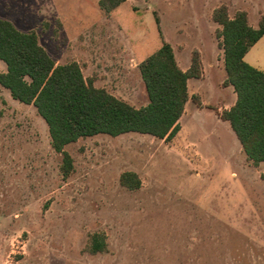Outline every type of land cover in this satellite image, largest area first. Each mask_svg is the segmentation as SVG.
<instances>
[{
	"label": "rangeland",
	"instance_id": "374dc122",
	"mask_svg": "<svg viewBox=\"0 0 264 264\" xmlns=\"http://www.w3.org/2000/svg\"><path fill=\"white\" fill-rule=\"evenodd\" d=\"M98 2L0 0V18L135 108L147 103L138 65L163 40L181 67L196 52L201 76L188 84L175 137L79 139L64 148L65 177L43 119L0 86V264H264V168L248 181L238 174L243 151L220 118L234 92L212 21L224 5L257 28L264 0H126L109 13ZM247 54L246 64L264 68V39ZM127 172L138 189L121 186ZM93 234L105 252H87Z\"/></svg>",
	"mask_w": 264,
	"mask_h": 264
},
{
	"label": "trees",
	"instance_id": "16d2710c",
	"mask_svg": "<svg viewBox=\"0 0 264 264\" xmlns=\"http://www.w3.org/2000/svg\"><path fill=\"white\" fill-rule=\"evenodd\" d=\"M126 0H99V8L109 13ZM212 21L220 29L225 86H231L235 101L220 114L228 122L246 159L254 166L264 164V72L246 64L248 51L264 37V15L257 28L248 24L247 14L237 12L229 17L226 6L212 12ZM159 30V20L155 18ZM0 86L10 97L32 105L45 122L52 149L63 157V176L71 170V159L64 148L82 138L97 135L117 137L128 133L169 140L180 130L178 120L188 101L187 81L201 76V62L195 52L190 67L182 71L171 46L160 48L138 65L147 103L135 108L96 88L85 78L76 62L57 65L39 45L34 32H20L9 21L0 18ZM121 186L138 189L134 173L120 176ZM86 250L91 255L106 251L103 236L93 234Z\"/></svg>",
	"mask_w": 264,
	"mask_h": 264
},
{
	"label": "crops",
	"instance_id": "0c3cea01",
	"mask_svg": "<svg viewBox=\"0 0 264 264\" xmlns=\"http://www.w3.org/2000/svg\"><path fill=\"white\" fill-rule=\"evenodd\" d=\"M124 3H126V1L124 2ZM123 4V3H122ZM119 7V6H118ZM117 7V8H118ZM116 8V9H117ZM115 10V9H114ZM219 30V29H218ZM261 39H264V37H262ZM260 39V40H261ZM259 40V41H260ZM164 41V40H163ZM162 41V42H163ZM258 41V42H259ZM165 42V41H164ZM257 42V43H258ZM257 43L253 46V47H255L256 45H257ZM252 47V48H253ZM251 48V49H252ZM250 49V50H251ZM173 50V49H172ZM249 50V51H250ZM248 51V52H249ZM174 53V52H173ZM248 56V54H246L245 56H244V58H243V60L245 61V59H246V57ZM174 57H175V54H174ZM175 60H176V57H175ZM251 61H254V59H251ZM176 62H177V60H176ZM255 62V61H254ZM177 65H178V67L182 70V71H186L188 68H189V66L190 65H188V64H186L185 66H180L179 64H178V62H177ZM258 70H261V71H263L264 72V68H261V69H259V68H257ZM191 80H193V78L192 79H188V81H187V93H188V100H189V97H190V93H189V87H188V84H189V82L191 81ZM197 80V79H196ZM235 101V94L233 95V102ZM187 103H188V101L186 102V104H185V106L187 105ZM184 111H185V107H184ZM183 111V112H184ZM182 116H183V114H182ZM181 116V117H182ZM181 117H180V119H181ZM179 119V120H180ZM179 120H178V124H179ZM224 122V124H226V123H228V122H225V121H223ZM180 126V125H179ZM238 157H239V159H240V161H241V158H242V160L243 161H245V163H244V165L243 164H238V174L240 175V178L242 179V181L243 180H247V177L249 176V174H251V173H253V174H260V172H261V170H263V168H264V164H262V163H260L258 166H256V167H252V163L249 161V163H247L248 162V160L246 159V156H245V154L244 153H242V155L241 156H239L238 155ZM250 164V165H249ZM251 166V167H250ZM241 167V168H240ZM232 175V174H231ZM234 175V174H233ZM248 181V180H247Z\"/></svg>",
	"mask_w": 264,
	"mask_h": 264
}]
</instances>
